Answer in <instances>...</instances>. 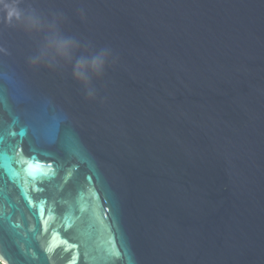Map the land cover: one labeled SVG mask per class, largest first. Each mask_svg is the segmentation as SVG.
Listing matches in <instances>:
<instances>
[{
	"label": "water",
	"instance_id": "1",
	"mask_svg": "<svg viewBox=\"0 0 264 264\" xmlns=\"http://www.w3.org/2000/svg\"><path fill=\"white\" fill-rule=\"evenodd\" d=\"M5 3L6 264H264V0Z\"/></svg>",
	"mask_w": 264,
	"mask_h": 264
},
{
	"label": "snow or ice",
	"instance_id": "2",
	"mask_svg": "<svg viewBox=\"0 0 264 264\" xmlns=\"http://www.w3.org/2000/svg\"><path fill=\"white\" fill-rule=\"evenodd\" d=\"M60 42L64 43V44H67V43H71L72 41L70 39H68V38H65V37L61 36L60 37ZM77 62L79 63L81 61L78 60ZM91 63L93 65L102 64L103 63V54L94 52L92 54V56H91ZM32 161H34L35 165H40L41 164L40 161L36 160L35 156L32 157ZM33 166L34 165L31 162L27 164L28 168H32ZM50 167H51V165H49V168ZM36 171L37 172H41V169L39 167H37ZM30 174H32V173H30ZM32 175H33V178L35 179V175L34 174H32ZM50 214H51V212H50ZM40 215H41V217H43V205L40 206ZM0 264H6V261H5V259L2 256H0ZM73 264H75L74 261H73Z\"/></svg>",
	"mask_w": 264,
	"mask_h": 264
},
{
	"label": "clouds",
	"instance_id": "3",
	"mask_svg": "<svg viewBox=\"0 0 264 264\" xmlns=\"http://www.w3.org/2000/svg\"><path fill=\"white\" fill-rule=\"evenodd\" d=\"M0 10L4 11L5 19L10 21L13 18L19 17V12L17 9L10 7L5 3V0H0Z\"/></svg>",
	"mask_w": 264,
	"mask_h": 264
}]
</instances>
